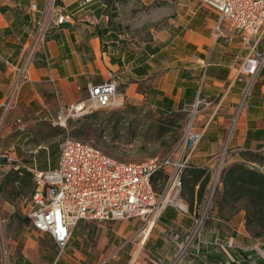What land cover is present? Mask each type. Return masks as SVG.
Wrapping results in <instances>:
<instances>
[{"label": "crops", "instance_id": "0c3cea01", "mask_svg": "<svg viewBox=\"0 0 264 264\" xmlns=\"http://www.w3.org/2000/svg\"><path fill=\"white\" fill-rule=\"evenodd\" d=\"M32 1L0 0V218L5 221L6 236L5 251L0 241V264L170 263L178 243L193 226L200 182H191L192 211L165 207L142 246L131 239L141 225L138 218L100 223L82 220L64 250L34 227L21 200L35 187V176L28 167L38 171L57 167L59 144L65 135L54 125L46 132L44 122L49 121L43 117L52 116L60 104L81 102L88 96V85L107 80L112 70L125 98L145 100L160 117L184 128L189 114L182 109L205 101L193 120L203 134L191 163L215 170L226 146L227 165L241 160L242 150L264 155V66L248 107L232 129L244 87L236 76L250 49L230 21L223 25V36L212 35L219 18L215 8L202 0H141L147 6L154 3L157 17L166 25L153 40L136 46L112 37L106 5L100 0L89 11L80 9L78 0H67L74 18L50 35L51 62L39 55L32 81L23 85L18 106L4 118L2 101L15 79L14 66L21 63L23 43L37 16L22 5ZM87 13H93L98 22L92 24L85 18ZM263 48L264 37L258 45ZM52 139L53 144L46 143ZM222 189L220 183L219 192ZM211 215L200 248L191 247L183 264H264V234L255 236L247 228L240 204L222 209L215 204Z\"/></svg>", "mask_w": 264, "mask_h": 264}, {"label": "built area", "instance_id": "2783aa9c", "mask_svg": "<svg viewBox=\"0 0 264 264\" xmlns=\"http://www.w3.org/2000/svg\"><path fill=\"white\" fill-rule=\"evenodd\" d=\"M94 1L78 0L79 8L89 11ZM202 3L219 12L212 35L217 38L223 36V25L230 21L235 34L240 35L250 49L236 76V79L244 82V87L232 122L234 129L250 103L257 76L264 66V48L258 49L264 37V0H202ZM22 7L29 13L36 12L37 16L33 30L23 43L21 63L14 66L15 79L2 101L4 118L18 106L23 85L32 81V69L39 55L51 62L47 50L50 35L74 18L67 0H43L42 4L34 0ZM85 18L92 24L98 22L93 13H87ZM108 75L107 80L95 85L89 84L88 96L81 102L60 104L52 116L43 119L51 125L67 129L70 119L80 118L97 109L121 106L125 98L120 91L118 76L112 70ZM202 102L206 103L200 100L182 109L189 114V118L183 136L173 148L164 155L143 161L120 160L90 142L70 135L65 137L59 144L60 162L57 167L39 171L28 167L35 176V187L33 193L21 197V200L28 208L26 213L34 227L50 235L59 249L64 250L71 240L73 228L82 220L90 219L100 223L138 218L141 225L131 239L144 245L165 207L172 205L189 213V205L181 196L182 175L201 142L203 133L195 129L193 120ZM17 122L21 123V120ZM227 149L226 146L220 154L221 159L213 170L204 202L194 213L190 232L178 243V251L168 264H183L191 247L200 248L205 225L212 216L220 175L228 164ZM158 171L164 172L167 179L155 184L154 176ZM156 185L161 186L162 191L158 192ZM4 225L5 221L0 218L3 251L6 247Z\"/></svg>", "mask_w": 264, "mask_h": 264}, {"label": "rangeland", "instance_id": "374dc122", "mask_svg": "<svg viewBox=\"0 0 264 264\" xmlns=\"http://www.w3.org/2000/svg\"><path fill=\"white\" fill-rule=\"evenodd\" d=\"M101 3L106 5V24L112 30V37L121 43L137 46L151 41L166 25L165 20L157 17L154 3L147 6L141 0H100ZM44 124L46 132H50L51 123ZM61 130L65 133L62 139L70 135L120 160L143 161L168 153L183 136L185 128L176 125L174 120L160 117L145 100L125 98L119 107L97 109L70 119L67 129ZM53 141L46 143L53 144ZM160 178L164 181L167 175L162 173ZM156 186L158 192L162 191L161 186Z\"/></svg>", "mask_w": 264, "mask_h": 264}, {"label": "trees", "instance_id": "16d2710c", "mask_svg": "<svg viewBox=\"0 0 264 264\" xmlns=\"http://www.w3.org/2000/svg\"><path fill=\"white\" fill-rule=\"evenodd\" d=\"M240 154L243 156L241 160L227 165L222 171L219 184H223V189L221 192H219V187L216 189L214 206L216 204L222 209L225 205L240 204L246 214L247 228L255 236H262L264 234V155L243 150L240 151ZM162 173L164 172L158 171L154 176L155 184L159 181L163 182L160 178ZM212 178L213 170L208 167L199 168L190 163L184 170L181 196L188 203L190 211L194 205L191 182H200L201 185L197 197L198 207L195 211L197 212L204 202ZM187 184L191 186L189 190Z\"/></svg>", "mask_w": 264, "mask_h": 264}, {"label": "bare ground", "instance_id": "6f19581e", "mask_svg": "<svg viewBox=\"0 0 264 264\" xmlns=\"http://www.w3.org/2000/svg\"><path fill=\"white\" fill-rule=\"evenodd\" d=\"M140 246H142V245H140Z\"/></svg>", "mask_w": 264, "mask_h": 264}]
</instances>
